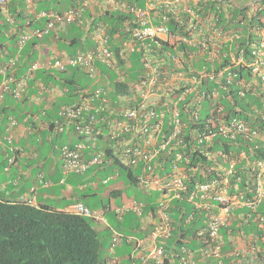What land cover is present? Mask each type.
<instances>
[{
  "label": "built area",
  "instance_id": "1",
  "mask_svg": "<svg viewBox=\"0 0 264 264\" xmlns=\"http://www.w3.org/2000/svg\"><path fill=\"white\" fill-rule=\"evenodd\" d=\"M11 1L0 0V13L5 16L6 23L15 27L16 20L9 10ZM25 1V11L34 14L37 0ZM97 4L110 11L123 10L131 15L123 22L128 35L122 37L120 57L124 65L128 66L129 55L141 53L143 74L136 83H130V90L136 94L128 97L126 107L122 108V102L119 104L121 108L113 106V100L103 86L94 90H83L78 101L61 106L56 129L63 131L74 125L85 135L83 143L73 146L65 144L61 147L63 173L81 174L91 166H103L112 161L113 158L108 157L106 149L96 151L90 156L96 126H105L106 138L111 143L114 142L113 154L120 156L123 164L140 168L139 185L145 191L160 193L156 202L155 227L150 237V246L142 252L141 257L145 264H162L172 249L167 246L174 232L171 202L181 198L182 192L188 188L186 180L199 169L189 166L193 163L194 155L198 159L206 158L207 162H214L217 157L222 159L225 165L218 162L216 165L201 168L203 180H197L193 184L187 197L194 202L196 209H206L211 213L206 224L196 231L200 239L199 253L202 259L213 258L223 264L221 229L230 223L235 208H254L264 198V158L258 159L252 165L256 173V196L251 200H244L236 193L231 194L229 184V177L234 175L244 154L231 157L226 152L214 150L219 137L234 140L242 136L264 144V132L260 129L240 117L226 119L223 108H217L218 94L204 82L208 79L212 82L217 80L213 63L215 47L219 46V42H228L231 37L223 36L219 30L211 28V17L195 10L197 0H147L145 6L129 0H84L78 6L62 12H38L33 19H44L40 26L33 27V19H27L18 34L20 50L33 37L51 36L66 24L78 21L87 8ZM154 9L159 13L155 14ZM175 15L179 16L178 28L173 30L169 24ZM91 37L96 44L93 50L72 55L60 53L50 58L40 56L20 76L16 74L20 54L6 61L0 67V107L5 94L22 98L28 91L31 76L39 69L65 72L70 68H79L92 78L99 77V65L120 72V58L111 45L112 38L106 27L99 24L91 28ZM116 37L119 38V34ZM253 53L261 57L253 65V71L260 74L264 83V40ZM203 59L207 63H202L199 68L198 63ZM242 61L243 56L240 54L237 62ZM231 76V73L227 76L228 83L232 80ZM240 84L245 86L242 81ZM240 94L244 95V91L241 90ZM184 114L188 116V121L183 118ZM117 115L122 119L117 118ZM15 124V121H11V125ZM7 140L11 143L12 137L7 136ZM10 150L12 155L8 160L13 162L15 148L11 146ZM162 154H167L169 158H162ZM165 163H170L171 169L160 174L157 168ZM215 171L218 172V177L213 176ZM40 181L45 182L43 178ZM32 191H35V187ZM144 206V202L133 199L130 204L115 207L114 210L118 218H122L127 212L143 217ZM212 206L217 208L216 211ZM71 210L102 219L98 210L93 211L82 202L73 204ZM192 217L190 215L186 222H190ZM260 219L264 221V213ZM125 240L129 243L136 242V245H143L145 248L142 239L119 233H115L112 238V248ZM256 248L253 246L252 250ZM178 250L182 253L179 258L182 264L195 263V251L185 246Z\"/></svg>",
  "mask_w": 264,
  "mask_h": 264
},
{
  "label": "trees",
  "instance_id": "2",
  "mask_svg": "<svg viewBox=\"0 0 264 264\" xmlns=\"http://www.w3.org/2000/svg\"><path fill=\"white\" fill-rule=\"evenodd\" d=\"M18 1L23 0H12L9 4V10L16 20L15 27L6 23L0 13V33H3V30L7 31V37L0 35V55L6 57L4 62L0 61V65L20 54L19 62L16 66V74L20 76L34 62L33 60L37 55L36 47L41 43L40 41H48L51 37L49 35L43 38L33 37L20 50L18 46V34L24 25V21L21 19L25 18L26 14L24 10L17 8L16 4ZM77 1L79 0H37L35 13L51 9L58 12L65 11L70 6H74ZM129 1L139 6H145L147 2V0ZM195 10L204 13L205 16L211 17L213 21V27L211 28L219 30L223 36L231 37L228 42L224 44L219 42V46L215 47L213 63L215 64L214 71L217 80L215 82L209 79L204 80L205 85H210L218 94L216 100L217 108H223L227 116L226 119L240 117L250 125L264 132V83L261 80L260 74L253 71V65L261 59V57H258L253 52L264 40V0H254L246 5L238 4L234 0H197ZM99 17V22L102 21L108 26L107 30L111 35L112 41H114L117 34H119V42L123 36L128 35L126 31L127 27L122 22L131 17L130 14L123 10L114 12L101 10ZM178 17L176 15L172 16L169 26L173 30L178 28ZM68 26L73 29L70 37L58 35L57 41H69L71 45L78 46L79 51H83V47L87 49L93 47L91 31H84L81 21L68 24ZM210 34L209 32V36ZM184 47L190 49L186 46ZM121 50V46L115 48L121 65L124 66V62L120 57ZM240 54L243 56V61L237 62ZM134 55H136L137 60L141 61V53L129 55L130 65L121 67L122 77L119 76L120 73L102 66L103 72L105 75L107 74L106 76L110 79L112 85L113 96L111 99L113 101L121 96L130 95V83H136L143 74V65L140 66V72L135 71L136 68L133 62H131L133 57H135ZM29 60L31 62L27 64ZM202 63H207V61L203 59L199 62V68L203 65ZM69 70L59 73H55V71L53 73L49 70H38L31 76L29 85L31 87L35 81L42 80L43 76L50 77L53 73L54 77L60 76V81L64 86L69 87L71 93L68 97L73 99L78 97L80 91L83 90L82 82L76 79L75 74V72H79L81 69L73 68L69 76L70 78L64 77ZM229 73L233 75L231 76L232 80L230 83L227 82ZM83 74L86 77L88 76L86 72ZM1 80L2 75L0 74V83ZM240 81L244 82L245 86L242 87ZM241 90L244 91V95L240 94ZM6 98L13 101L7 105H4L5 102L3 103L0 118L4 119L11 118L13 116L12 113L14 114L15 109L18 108V102L23 101H18V99H15L10 94H6ZM25 100L28 99L26 98ZM72 101L75 102L74 99ZM72 101L67 103H73ZM61 103L63 102H59L58 104L60 107ZM117 104L119 105L120 102ZM52 118L51 130H53L57 118H59V111ZM117 118L122 119L119 115H117ZM183 118L188 121L186 114H184ZM68 129L75 131L77 140L83 139L85 136L74 125ZM96 129L92 137L93 146L90 149V156L96 151L103 150V148L106 149L108 157L113 158L112 163L108 165L110 166V170H115V172L119 173V176L125 177L128 183L135 186L139 185L140 168L123 164L121 157L113 154L114 142L111 143L106 138L108 140L107 144L103 143L101 127L96 126ZM68 144L74 145L75 143ZM214 150L226 152L231 157H239L241 154H244L240 158L234 175L229 177L230 192L231 194L236 193L244 200L253 198L256 188V173L252 170V165L258 159L264 158V144L258 140L250 141L242 136H238L234 140L219 137L215 142ZM7 152L9 153V151ZM162 156V158H169L167 154H162ZM216 160L224 164L222 159L217 157ZM170 163H165L158 167V172L164 174L165 171L170 170ZM213 164V162H207L206 158L198 159L194 155L193 163H190L189 166L199 167V170L193 173L186 182L188 188L182 192L181 198H176L171 202V212L175 219V228L172 239L167 242V246L174 248L172 249V257H165V264H170V261H175V264H178L179 257L176 254L177 249L175 247L180 248L185 242L194 241V230L204 225L207 214L203 210L196 209L194 202L189 201L187 196L193 184L197 180H203V176L198 173L201 168ZM213 175L217 177L216 171ZM238 177L240 178L239 181ZM236 185L237 188L235 187ZM121 193L120 189L114 190L111 191V196L118 197ZM148 194L144 199L135 196L137 200L145 203L144 212L146 216L151 210L156 211V202L160 197V193L158 192L152 191ZM89 208L93 211L96 210L94 207L89 206ZM263 212L264 200L255 209L237 207L233 210V215L241 218L239 221L238 219L236 221L232 220L231 225L223 228L221 231L226 242L225 251H231L236 247L237 243L232 240V237L237 239V237L243 236L250 237L252 239L251 243L257 244V250L255 253H250L247 258H241L240 260H233L230 257L229 264H235L236 261H240L241 264H248L253 259L257 264H264V224L259 221V215ZM190 215L193 216V220L190 224H186V220ZM94 222L96 221L93 217L59 209L47 203L34 204L31 200L19 196L11 197L0 191V264H110L109 258L105 257V254L103 255L106 238L108 241L107 247L111 248L114 231L133 235L134 229H137L135 235L139 236V229H144L141 218L133 213L127 214L123 221H119L116 225L111 223L112 227L105 229L104 232L99 231ZM145 232H147V229H144L143 233L145 234ZM107 235H111V238Z\"/></svg>",
  "mask_w": 264,
  "mask_h": 264
},
{
  "label": "crops",
  "instance_id": "3",
  "mask_svg": "<svg viewBox=\"0 0 264 264\" xmlns=\"http://www.w3.org/2000/svg\"><path fill=\"white\" fill-rule=\"evenodd\" d=\"M236 3L239 4V2ZM16 6L17 8L24 10L26 14L25 21L29 18H36V13L29 14L25 11L26 1H18ZM43 22L44 19L38 21H35L33 19L32 26H39L43 24ZM82 25L84 31H87L89 29V27L84 25L83 22ZM72 30L73 29L69 28L68 24H66L63 29L56 33H53L50 36L51 39H48V41H40L41 43L36 47L37 55L35 59H38L40 56L50 58L60 53L72 54L76 51H79L78 46L71 45L69 41L56 40L58 35H60V32H62L63 34H68L66 35V37L69 38ZM60 42H64L65 44H68V46H71L72 52H67L64 49L62 50V48H59ZM93 44L94 45L92 48L87 49L86 47H83V50L94 49L96 46L94 41ZM112 45L115 49L116 47H120L122 45V41H120L119 43L117 41H114ZM5 58L6 57H4L3 55H0L1 62H4ZM30 62L31 60H29L27 64H29ZM99 67L101 68V72L98 75L99 77L93 78V86L89 87L88 85H84L82 83L83 90H94L95 88L102 87V85H104V80L106 78L109 80V78L106 76L107 74L105 75V73L103 72L102 66L99 65ZM49 71L54 73V70ZM79 72L84 73L81 70ZM53 73L50 77L43 76L41 78L42 80L35 81V83L31 87H29V94L27 93L28 95L26 94L22 99L24 102H18V108L15 109L14 114L12 113L13 116L11 117L16 118L17 120L16 126L11 129L13 130L14 134L13 140L16 145L20 146L18 148L21 149L20 151H18V155L15 158V161L12 163L7 159V146L5 145L4 140H2L7 132L6 128L10 117L5 119L1 117L0 119V139L2 140L0 143V167L2 168L0 172H3L5 174L4 177L8 175V177H6L7 180L5 179L4 182L0 183V191L8 194L11 197L19 196L21 198L31 200L34 204L47 203L52 206H56L59 209L65 210H71L72 204L76 202H82L88 207L90 206L96 208V210L100 212V214L102 215V219H95L96 222L94 223L99 231L104 232L105 229L112 227V224L107 218V214L109 211H114L113 205L116 203V197L111 196V191L120 189L122 193L120 194V196H118V198L121 199L122 203L130 204L134 198L130 197V195H127L124 192V186L127 184V181L125 182L122 180V178H117L120 177L119 173L115 172V170H110V166H106L108 168V176H110L108 177L109 182L113 178H116L117 180L113 187L110 189V199L108 200V203H103L102 197L99 196V193L101 191L97 187V181H95L97 172L102 168H91L82 175L63 173V159L60 149L61 146L65 143H83V139L77 140V135L72 129L69 130L68 128H66L62 133L56 132L54 128L53 130H51L50 127H52V116H54L55 113L59 111L60 105L58 104L59 102H61V99H65L63 103H61V106H63V104L65 105V103L69 101H72L73 99L74 101H78L80 99V96L83 94V90L80 91L78 97L70 99L71 97L68 96L71 93V90H69L68 86L63 85V83L60 81V76L54 77ZM75 74L76 79L78 80L77 76L79 75V73L75 72ZM69 76V72L64 75V77L66 78H70ZM103 87L105 88V86ZM135 94L136 93L134 91L133 93L131 91L130 95L120 97L113 101V105L115 102L114 106L118 107L119 105L117 103L122 102V108L124 106L126 107L129 100L128 97ZM26 98L28 100H25ZM11 101L13 100H9L6 98L4 105L9 104ZM119 108H121V106H119ZM100 127L103 133L102 141L103 143L107 144V129L102 124H100ZM42 178L45 180V182L40 181V179ZM98 181H100V179H98ZM34 187L35 191H32ZM89 196L94 197L89 198ZM240 218L233 215L234 221H236L237 219L239 221ZM141 221L143 228L147 229L148 232H145L143 237H137L143 240L144 247L148 249V247L150 246V237L154 229L155 220L147 215L144 218H141ZM147 234H149V236H147ZM237 239L241 243H237L236 248L240 252H243L251 238L246 237V239H244L243 237H237ZM105 244H108L107 238L105 240ZM247 248L250 249L251 245H248ZM146 249H143L142 252H145ZM121 251H128L126 256H129L130 260H125L124 258H122L123 255L121 254ZM142 252L138 255V257H135L134 254H131V248L129 246L123 245L122 247H116L114 250L109 247V249H107L105 257L109 258L110 263L113 259H115L118 264H137L138 260L143 262V259L141 257L143 254ZM170 253H172V250L168 252L167 255H171ZM229 259L230 258L226 259L227 263ZM213 262L206 264H214ZM170 264H175V261H170ZM236 264H241V262L239 261ZM251 264H254L253 260L251 261Z\"/></svg>",
  "mask_w": 264,
  "mask_h": 264
},
{
  "label": "clouds",
  "instance_id": "4",
  "mask_svg": "<svg viewBox=\"0 0 264 264\" xmlns=\"http://www.w3.org/2000/svg\"><path fill=\"white\" fill-rule=\"evenodd\" d=\"M84 1V0H83ZM83 1H81V0H79V1H77L76 3H75V5L74 6H70L69 8H71V7H75V6H78L79 4H81ZM100 1H103V0H100ZM69 8H67V9H69ZM66 9V10H67ZM51 10H54V9H51ZM101 10H103V11H110V10H108V9H104V7L103 6H101L100 4H97L96 6H94V7H90V8H87L85 11H84V15L82 16V18L81 19H79L78 21H81V22H83L84 23V25H86V26H88L89 27V29L87 30V32H89V31H91V28H94V27H96L97 25H99V24H101V25H103V26H105L106 27V29H108V26L106 25V24H104L102 21L101 22H99L100 21V17H99V12L101 11ZM154 12H155V14L156 13H159V11L157 10V9H154L153 10ZM62 12V11H61ZM90 12V13H89ZM111 12H114V11H111ZM37 14V13H36ZM3 16V15H2ZM4 17V16H3ZM126 20V19H125ZM124 20V21H125ZM78 21H76V22H78ZM123 21V22H124ZM122 22V23H123ZM75 23V22H74ZM70 24H72V23H70ZM38 26V25H37ZM40 26V25H39ZM107 32H108V30H107ZM108 34L110 35V33L108 32ZM111 36V35H110ZM92 38V37H91ZM93 40V39H92ZM118 40H119V38H117V37H115V39H114V41H117L118 42ZM114 41H111V45H112V43L114 42ZM119 43V42H118ZM112 47H113V45H112ZM113 49H114V47H113ZM91 50H93V49H91ZM115 50V49H114ZM83 51H89V50H83ZM80 52V51H79ZM72 55V54H71ZM3 64H5V63H3ZM2 64V65H3ZM1 65V66H2ZM0 66V67H1ZM127 65H122V66H120V72H118V73H121L122 71H121V67H126ZM105 67V66H104ZM70 69H73V68H70ZM108 69H110V68H108ZM69 70V69H68ZM67 70V71H68ZM111 70H113V69H111ZM38 71V70H37ZM114 71H116L117 72V70H114ZM21 75V74H20ZM120 76V75H119ZM31 80V79H30ZM30 82V81H29ZM0 85H1V83H0ZM29 87H30V85H29ZM28 91H29V88H28ZM28 91H27V93H28ZM26 93V94H27ZM9 94V93H8ZM11 95V94H10ZM25 96V95H24ZM24 96L22 97V98H15V99H18V100H22L23 98H24ZM122 97V96H121ZM123 97H125V96H123ZM5 99H6V94H5V97H4V100H3V102H2V105H3V103L5 102ZM69 104V103H68ZM2 105H1V107H2ZM1 107H0V115H1ZM61 108V107H60ZM1 119V118H0ZM58 119V118H57ZM11 121H15L16 122V124H17V120L14 118V117H11L10 118V120H9V122H8V125H7V128H6V134L4 135V137H3V139L2 140H4V143H5V145L7 146V151H9L10 153H8V158L12 155V153H11V150H10V147L12 146V147H14L15 148V158L17 157V155H18V151H20L21 149L20 148H18V147H20V146H18V145H16L15 143H14V134H13V130H11L12 128H14L15 126H16V124L15 125H11ZM54 130L56 131V132H63V131H58L57 129H56V125H54ZM7 136H11L12 137V142L11 143H9V141L7 140ZM1 139H0V143H1V141H2ZM65 144H68V143H65ZM65 144H63V145H65ZM62 145V146H63ZM69 145V144H68ZM74 145H76V144H74ZM61 146V147H62ZM71 146H73V145H71ZM61 149V148H60ZM61 156H62V152H61ZM7 158V159H8ZM15 158H14V161H15ZM63 159V158H62ZM13 161V162H14ZM10 162V161H9ZM12 163V162H11ZM110 163H112V161L111 162H109V163H106V164H104L103 166H98V165H94V166H91L89 169H91V168H105L106 166H108ZM215 165H216V163H218V161L216 160V158H215V161L213 162ZM219 163H221V162H219ZM224 165H225V163H224ZM208 166H211V165H208ZM205 167H207V166H205ZM204 166L202 167V168H205ZM199 168V167H198ZM88 169V170H89ZM87 170V171H88ZM199 169H197L195 172H193V173H196L197 171H198ZM253 170V169H252ZM86 171V172H87ZM201 171V170H200ZM86 172H84V173H86ZM84 173H82V174H84ZM199 174H201L200 172H198ZM216 173H218V172H216ZM192 174H190V176H191ZM189 176V177H190ZM214 176V175H213ZM217 177H218V175H217ZM189 180V179H188ZM188 180H186V182L188 181ZM100 182H102L103 184H108V182H109V178L107 177V178H104L103 180H100ZM230 184V183H229ZM147 192V191H146ZM153 192H157V191H153ZM148 193H151V192H148ZM256 196V188H255V192H254V196H253V198ZM132 198H134V199H136L135 197H132ZM253 198H251V199H253ZM250 199V200H251ZM132 200V199H131ZM137 200V199H136ZM264 200V198L261 200V202H259L253 209H255V208H257L259 205H260V203H262V201ZM139 201V200H138ZM77 203V202H76ZM75 204V203H74ZM124 204H126V203H122L120 206H122V205H124ZM73 205V204H72ZM71 205V206H72ZM115 207H118V206H114V208ZM145 207H146V205L144 206V209H145ZM211 208H213V209H215V211H216V207L215 206H212ZM114 210V209H113ZM198 210H203L207 215L205 216L206 217V220H205V222H204V225L206 224V221L208 220V217H210L211 216V213L209 212V211H207L206 209H198ZM68 211H72V210H68ZM72 212H74V211H72ZM114 212H115V210H114ZM154 212H155V214H154ZM74 213H76V212H74ZM116 213V212H115ZM129 213H132V212H127V213H125L123 216H122V218H118V219H120L121 221H123V219H124V217L127 215V214H129ZM264 213V212H263ZM262 213V214H263ZM78 214V213H77ZM134 214V213H133ZM262 214H260L259 215V221H260V223H262V224H264V221H261V219H260V216L262 215ZM137 216V215H136ZM146 215H145V212H144V215H143V217H140V216H137V217H139V218H144ZM148 216H150V217H152L153 218V220H155V216H156V211H150V213H148ZM173 219H174V216H173ZM192 220H193V217H192ZM192 220L190 221V222H186V224H190L191 222H192ZM232 220H233V213H232V217H231V219H230V223L226 226V227H228V226H230L231 225V223H232ZM204 225H202L201 227H199V228H197V229H195L194 230V237H195V240L194 241H189L188 243L187 242H185L184 244H182L181 245V247L182 246H185V247H187V248H189L190 250H193V251H195V253H196V256H195V263L194 264H206V263H210V262H213L214 264H219L218 263V260L216 259H213V258H207V259H202V257H201V255H200V253H199V248H200V239H199V237L197 236V234H196V231L197 230H199L200 228H202ZM154 227H155V222H154ZM174 228H175V219H174ZM225 228V227H224ZM223 229V228H222ZM222 229H221V231H222ZM154 230V229H153ZM153 232V231H152ZM115 233H119V234H121V235H128V236H133V237H135V238H137V239H141V238H138L137 236H134V234L133 235H130V234H122V233H120V232H118V231H114V233L112 234V238H113V236H114V234ZM221 236H222V234H221ZM223 237V236H222ZM243 238L244 239H246V237L245 236H243ZM172 239V237L170 238V240ZM232 240L235 242L236 241V243H241L238 239H236V238H233L232 237ZM237 241H239V242H237ZM251 241H252V239H250V241L247 243V245H246V248H245V250L243 251V252H240L236 247L234 248V249H232L231 251H225V248H226V242H225V240H224V238H223V257H222V263L223 264H229V263H227L226 262V259L227 258H230V257H232V259L233 260H235V259H238V260H240L241 258H247V256L250 254V253H255L256 252V250H257V248H256V250H252V247L253 246H256L257 247V244H252L251 243ZM134 243H136V242H130L129 244H134ZM191 243V244H190ZM190 245V246H189ZM191 245H194V246H191ZM248 245H251V248L250 249H248L247 247H248ZM111 248H112V245H111ZM116 248V247H115ZM115 248H112V250H114ZM174 248V247H173ZM172 248V249H173ZM176 249H177V252H176V254L178 253V249H179V247H175ZM144 250L146 249V247L145 248H143ZM171 249V250H172ZM144 252V251H143ZM237 252H239L240 254L239 255H237ZM171 255H166V256H169L170 258L172 257V255H173V253H170ZM244 254V255H243ZM165 256V257H166ZM177 256L180 258V256H182V253L179 251V253L177 254ZM113 260H115V259H113ZM113 260L111 261V263L110 264H118L117 263V261H116V263H113ZM134 261V260H133ZM132 261V262H133ZM164 261H165V258H164ZM163 261V263L162 264H165V262ZM252 261V260H251ZM251 261L248 263V264H251ZM253 261H254V259H253ZM144 262V261H143ZM237 262H239V261H236V263ZM255 262V261H254ZM145 263V262H144ZM235 263V264H236ZM256 263V262H255ZM150 264H157V263H155V262H151ZM179 264H182L181 263V259H179ZM257 264V263H256Z\"/></svg>",
  "mask_w": 264,
  "mask_h": 264
},
{
  "label": "rangeland",
  "instance_id": "5",
  "mask_svg": "<svg viewBox=\"0 0 264 264\" xmlns=\"http://www.w3.org/2000/svg\"><path fill=\"white\" fill-rule=\"evenodd\" d=\"M235 2H239V4L241 5H246V4H250L252 1L251 0H234ZM251 1V2H250ZM250 2V3H249ZM3 20L5 21V16L3 17ZM21 20H23L25 22V18H22ZM3 33H0V35L3 37H5L7 35V31L6 30H3L2 31ZM60 35H68V34H63L62 32H60ZM7 37V36H6ZM59 48H62V50L64 49L65 51L67 52H72V47L71 46H68V44H65L64 42H60V45H59ZM135 57H133L132 61L133 62V65L134 67L136 68L135 71H138L140 72V66L142 65L141 61L140 60H137L136 59V55H134ZM69 73L71 74L72 73V69L69 70ZM79 73V75L77 76L78 77V80L81 81L84 85H88L89 87L93 86V78H88L86 77V75H84L82 72H77ZM110 80V79H109ZM107 78L104 80V85L102 86H105L106 88V91H107V94L109 95V97L112 98L113 96V91L111 90V82L109 81ZM65 99H61V102H63ZM63 141V140H62ZM15 143V142H14ZM10 153V152H9ZM2 168L0 167V170ZM110 173V172H109ZM73 174H77V173H73ZM4 173L3 172H0V183L4 182L5 179L7 180L6 177H8V175H6L4 177ZM78 175H82L81 174H78ZM105 177H110L108 176V168L105 167V168H102L101 170H99L95 176V181H97V187L99 188V190L101 191L99 193V196L102 197V201L103 203H108V200L110 199L109 195H110V189L113 187V185L115 184L116 182V178H113L110 180V182L108 184H103L102 182L98 181V179L100 180H103ZM117 178H122L123 181H127V179L125 177H117ZM13 179V178H12ZM13 181V180H12ZM95 187V188H97ZM124 192L127 194V195H130V197H139L141 199H144L146 195H149L148 192H146L140 185H132L131 183H128L127 181V184L124 186ZM95 196V195H94ZM93 196V197H94ZM92 196H89V198H93ZM101 199V198H100ZM122 204L121 202V199L116 197V203L113 205V206H120ZM107 218L109 219V222L116 225L119 221H121L120 219H118L116 213L114 211H109L108 214H107ZM140 234L139 236L143 237L144 236V229L143 230H140ZM148 232V231H147ZM137 233V229H134L133 231V234L134 236H137L135 235ZM108 237H110V235H107ZM123 245L125 246H129L131 248V251H132V255L134 254L135 257H138V255L142 252L143 250V245L141 246H138L136 245V243L134 244H129V242L127 240L123 241L122 243H120L119 245H117L116 247H122ZM107 249H109V247H107V245L105 244V248L103 249V255L107 253ZM128 253V251L124 252V251H121V254L123 255L122 258H124L125 260H128L129 259V256H126ZM130 254V253H129ZM128 254V255H129ZM126 256V257H125ZM130 260V259H129ZM138 263L139 264H144V262H141L140 260H138ZM137 263V264H138ZM254 264H256L254 262Z\"/></svg>",
  "mask_w": 264,
  "mask_h": 264
}]
</instances>
